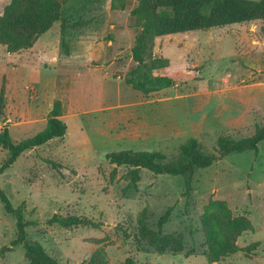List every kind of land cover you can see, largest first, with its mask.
<instances>
[{
  "label": "rangeland",
  "instance_id": "rangeland-1",
  "mask_svg": "<svg viewBox=\"0 0 264 264\" xmlns=\"http://www.w3.org/2000/svg\"><path fill=\"white\" fill-rule=\"evenodd\" d=\"M10 0H0V15ZM260 1V0H252ZM97 0L98 23L74 30L60 52V23L28 51L0 46V132L13 141L45 128L54 101L62 105V139L22 153L0 173V190L23 205L29 241L59 264H82L99 250L106 264H264V142L198 169L191 192L182 177L139 171L127 189L126 167L105 156L120 150L180 157L196 138L213 153L219 135L239 140L264 124V20L154 38L146 60L162 59L173 85L142 95L126 82L138 28L137 0ZM8 152L0 147V168ZM86 219L98 227L61 226ZM166 218L163 225L159 221ZM238 228L234 252L217 257L220 222ZM232 229V228H231ZM15 219L0 202V264H29L15 239Z\"/></svg>",
  "mask_w": 264,
  "mask_h": 264
},
{
  "label": "trees",
  "instance_id": "trees-1",
  "mask_svg": "<svg viewBox=\"0 0 264 264\" xmlns=\"http://www.w3.org/2000/svg\"><path fill=\"white\" fill-rule=\"evenodd\" d=\"M97 0H10L0 15V46L10 53L30 50L38 39L60 23V52L66 56L70 49L68 42L75 30L97 25L98 21L90 16L89 6ZM119 8L124 9V0ZM134 18L138 33L135 37L132 56L137 63L135 69L127 74L125 82L142 95H148L173 85V79L162 73L167 62L155 59L151 63L146 60L149 43L156 37L192 31H205L230 24H239L255 20H264V0H137V5L130 11ZM3 88L0 92V108H3ZM62 105L59 100L52 104L47 114L45 128L33 137L13 141L9 130L4 127L0 132V147L8 152L6 162L0 173L10 167L24 152L46 145L52 140L62 139L67 131L61 120ZM264 142V124L257 127L254 133L239 140L227 135H219L213 153H205L196 138H188L179 146L180 157L169 159L160 151L120 150L108 153L106 161L115 167L128 168L127 189L135 188L139 179V171L145 169L156 175L182 177L185 181V194L191 190L193 173L198 169L210 167L213 163L235 153L259 151V144ZM0 202L4 211L15 219L16 236L1 252H9L13 247L22 245L24 257L29 264H59L49 257L42 246L27 238V223L24 220L23 205L13 207L8 197L0 190ZM61 226L75 225L98 227L86 219H56ZM166 218L159 221L163 225ZM232 228V229H231ZM229 227L225 221L220 222L223 237L218 242L220 256L234 252V241L238 228ZM82 264H106L103 254L96 250ZM123 264H140L131 258Z\"/></svg>",
  "mask_w": 264,
  "mask_h": 264
},
{
  "label": "crops",
  "instance_id": "crops-1",
  "mask_svg": "<svg viewBox=\"0 0 264 264\" xmlns=\"http://www.w3.org/2000/svg\"><path fill=\"white\" fill-rule=\"evenodd\" d=\"M255 21H258V20H255ZM249 22H254V21H249ZM249 22H248V23H249ZM157 92H158V91H157ZM153 93H155V92H153ZM150 94H151V93H150ZM148 95H149V94H148ZM146 96H147V95H146ZM49 111H50V110H49Z\"/></svg>",
  "mask_w": 264,
  "mask_h": 264
}]
</instances>
